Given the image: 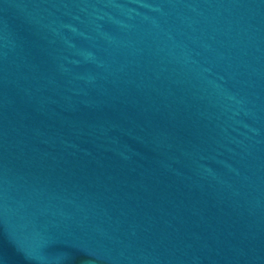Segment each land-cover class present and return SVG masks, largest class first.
Wrapping results in <instances>:
<instances>
[{
    "label": "water",
    "instance_id": "95a60500",
    "mask_svg": "<svg viewBox=\"0 0 264 264\" xmlns=\"http://www.w3.org/2000/svg\"><path fill=\"white\" fill-rule=\"evenodd\" d=\"M0 264H264V0H0Z\"/></svg>",
    "mask_w": 264,
    "mask_h": 264
}]
</instances>
